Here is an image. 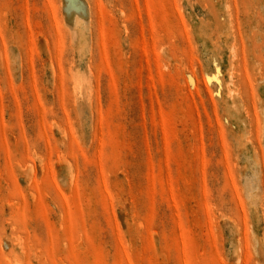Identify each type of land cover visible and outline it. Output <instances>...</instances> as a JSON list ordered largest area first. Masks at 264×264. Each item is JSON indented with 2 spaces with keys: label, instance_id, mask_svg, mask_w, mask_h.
<instances>
[{
  "label": "rangeland",
  "instance_id": "rangeland-1",
  "mask_svg": "<svg viewBox=\"0 0 264 264\" xmlns=\"http://www.w3.org/2000/svg\"><path fill=\"white\" fill-rule=\"evenodd\" d=\"M0 264H264V0H0Z\"/></svg>",
  "mask_w": 264,
  "mask_h": 264
},
{
  "label": "bare ground",
  "instance_id": "bare-ground-1",
  "mask_svg": "<svg viewBox=\"0 0 264 264\" xmlns=\"http://www.w3.org/2000/svg\"><path fill=\"white\" fill-rule=\"evenodd\" d=\"M218 70V69H217Z\"/></svg>",
  "mask_w": 264,
  "mask_h": 264
}]
</instances>
